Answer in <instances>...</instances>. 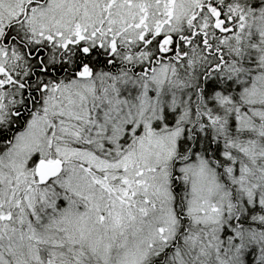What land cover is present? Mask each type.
Listing matches in <instances>:
<instances>
[{"label":"snow or ice","instance_id":"1","mask_svg":"<svg viewBox=\"0 0 264 264\" xmlns=\"http://www.w3.org/2000/svg\"><path fill=\"white\" fill-rule=\"evenodd\" d=\"M0 264H264V0H0Z\"/></svg>","mask_w":264,"mask_h":264}]
</instances>
